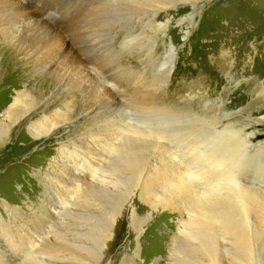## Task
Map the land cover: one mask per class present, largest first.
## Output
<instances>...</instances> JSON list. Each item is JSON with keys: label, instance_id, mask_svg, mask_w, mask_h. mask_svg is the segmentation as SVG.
<instances>
[{"label": "rangeland", "instance_id": "rangeland-1", "mask_svg": "<svg viewBox=\"0 0 264 264\" xmlns=\"http://www.w3.org/2000/svg\"><path fill=\"white\" fill-rule=\"evenodd\" d=\"M162 1L170 6L167 9L170 15L162 17L159 21L165 23L170 18L171 25L169 28L147 27L146 30L137 28L136 31H129L128 34L120 36L119 40L117 36H114L103 47L102 59L88 57L84 52L85 44L77 43L75 38L76 24L66 18V12L71 11L72 0H35V3L34 1L28 2L25 6L30 10L31 17L33 16L32 18L36 21L34 23L31 18L32 35L30 36L32 37H30V44L31 46L33 44L31 48L34 61L28 67L27 79L24 78V73L20 72L23 70V62L20 60V56L17 57L14 52L0 44L1 54L5 55L6 59L9 58L13 61L10 76L3 70L0 72V83L5 82L6 84L0 87V91L7 89L6 92H3L4 94H0V114H3V111L9 106L12 100L11 95H14L17 89H29L33 96H35L36 91H41L45 92L46 98L54 97L57 95L54 79H58L59 82L63 80L72 89L69 96L67 94L60 95V98L56 96L59 98H57V101L55 100L57 103L58 100L60 102L67 101L72 114V125L59 139L51 136L49 139L34 140L32 133L25 127V133H15L11 138V133H9L7 142L0 143V150L5 147L6 143H11L9 149L0 153V160L4 158V155L8 156V158H5L7 161L0 165V200L4 199L13 205L27 209L30 205L38 208L46 197L51 198L52 196L53 203H59L60 199L61 205L59 206H62L60 212L63 215L54 219L55 222L57 221L56 223H60L55 225L54 221L51 222V219L46 218L39 227L35 224V220L33 222L34 229L39 228L41 232L40 228L44 226L45 229L44 227L42 229L50 233H53L54 230L59 232L61 229H68L70 236L78 237L82 236L80 233L78 235L80 224L78 222H81V219L75 218L74 213H83L80 217L86 218L89 214L87 211L92 210L94 216L99 220L105 217V212L112 211V213H116L119 224L117 223L114 228L113 237L115 238L110 240L114 245L109 247V257L113 264H193L195 260L198 261V264H205L209 259V255L202 246L201 239H195L190 234L191 238L188 236V231L185 228L188 227L189 220L186 211H184L186 209L183 205L184 202L177 198V206L174 208L168 207L164 210V208L158 206L156 200L161 191V185H158L160 184L158 180L159 173H157L158 154L153 148L149 147L155 144V137L151 134L153 125L156 122L157 128H160V122L154 119L150 120L144 114L134 110L137 104L134 106L130 104L121 106L119 101L123 90L132 93L134 86H139L141 82L147 81L150 83L149 97L154 101L156 90H158L163 100L177 103H182L189 98L188 94L191 92L193 93L192 96L196 97L190 104L194 106L195 111L199 103L200 105L205 101L209 103L211 102L210 98H213L217 100V106L222 103L227 106L226 109L229 111L230 108L234 112L240 111V115L233 120L234 123L243 121L246 116L264 117V112L258 113V109H254V107H260L261 104L264 105V0H207L205 3H199V11L194 13L193 25L189 28L185 26L178 27L177 24L181 19H186L192 15L193 8L190 4L186 0ZM194 1L200 2L201 0H190V2ZM11 4L15 8L19 6L16 0H13ZM255 15L259 16V20L254 19ZM41 20L42 22H40ZM42 23L47 24L43 25ZM256 24L258 27H256ZM231 26L234 28L229 32ZM246 29L249 32L254 31L253 36L251 33V37L249 36L246 39L247 44L245 43L250 58H254L256 62V66L254 65V91L246 92L247 85L250 83V75H245V79L242 77L234 80L224 79L219 86H215V91L208 83L203 81H200L197 86H192L191 79L196 76L201 77L198 72L202 69V65L205 64L206 60L208 61L212 56H215L211 45L218 42H228L232 39L231 36L237 42H241L240 34L246 33L241 30ZM33 30L38 32L35 33ZM97 33L101 34L102 31ZM147 39H153L155 42L146 43L150 45L148 49L145 48L146 44L141 47V44L147 42L145 41ZM157 44L159 50L154 51L153 48ZM167 45H172L177 50V59L170 77H168L167 71L164 70L161 64L149 67L146 63L155 54L164 52ZM229 48L231 47L228 46V50H230ZM115 49H117L116 52ZM226 50L227 47H222V51ZM114 52L118 57H121V60L116 61L115 68H113L115 62L111 63L110 61ZM151 52L154 56L150 55ZM152 60L162 61L158 58ZM152 64L155 65V62H152ZM124 69H126L125 73H130L126 79L119 76ZM102 74L106 77L107 83L103 84L100 81V75ZM174 75L176 77L175 85L174 89L171 90L170 85L174 80ZM239 81L241 82L237 85ZM47 83H50V85ZM51 83L53 84L51 85ZM181 85H187L185 88L187 90L180 92ZM51 102H53V99ZM56 102L49 106L48 104L45 105L46 108L45 106L41 107L40 111L43 110L45 115L50 118L54 114V109L56 110ZM99 105L102 108H110L107 117L104 114L99 116L97 120H80L82 115L91 113ZM139 117L142 120L136 121ZM181 118L183 122L180 118L178 122L167 121L166 127L172 132L178 125L176 132L182 134L193 126L191 129L195 128L194 131L197 130L193 135H196L198 139L202 137L196 134L199 133L202 124L197 120ZM19 122L21 123V121ZM18 123L13 128L20 126V123ZM136 125L141 127L140 131L142 132L140 133L142 135L139 132L136 134L127 132V129ZM256 129L259 130V125L256 126ZM23 136L29 140L22 139ZM102 139L115 144L109 151L110 163H108V159L103 160L106 162L107 170L111 175L105 174L104 165L96 164L100 158H104L98 155L96 161L95 157L92 156L94 151L100 150V147L103 146L100 142ZM57 140H59L58 143ZM263 140L264 135L253 138L251 141L256 145ZM124 142L127 144L126 149ZM24 143H30V146L22 152L21 148ZM63 143H66L68 149V152L66 150L63 155L67 156L66 160L77 164L76 161L82 158L85 162H82L80 166L84 168L87 165H92L94 167L92 173L98 174V179H95L88 172L85 175L87 183L91 185L87 189L96 193V199L92 206H87V211L84 207L85 202L80 203L81 201L78 199L77 186H41L39 179L35 176L38 171L48 169L49 160H54ZM180 143L182 144L181 140ZM68 153L70 155H67ZM140 162L143 164L142 170L135 166ZM141 171H144L146 178L138 182ZM155 172L157 175H155ZM148 176H154L158 181H155L154 177H151L150 181ZM130 177H138V179L132 181ZM99 178H106L107 182L105 183ZM110 181L114 184H109ZM57 187L60 189H57ZM255 187L264 191V186ZM59 190L62 191L59 192ZM57 191L60 195L56 193ZM85 191L82 193H85ZM105 204H108V206H105ZM101 206L102 208H100ZM67 210H70V213ZM173 210H180L184 217L183 220L179 221V217L172 212ZM252 223L254 238H250L247 242H240L230 239V237L226 238V236L218 238L217 246H219L217 249L219 250L216 249V256L221 264H264V215H260V219H258V215L254 213ZM58 225L61 229H58ZM55 226H57V229ZM30 228L32 226L26 229ZM192 243L194 244L191 245ZM174 247L176 248L174 249ZM245 249L248 251H245ZM240 255L243 258H240ZM195 256H198L200 260L194 259Z\"/></svg>", "mask_w": 264, "mask_h": 264}, {"label": "bare ground", "instance_id": "bare-ground-1", "mask_svg": "<svg viewBox=\"0 0 264 264\" xmlns=\"http://www.w3.org/2000/svg\"><path fill=\"white\" fill-rule=\"evenodd\" d=\"M12 1L0 0V44L14 52L17 57L20 56V60L23 62V70L20 72H23L24 78L27 79L29 74L28 67L34 61V54L31 48L33 44L32 46L30 44V37H32L30 36L32 35L30 23L33 16L31 17V12L25 5L32 1L35 3V0H16L19 3V6L16 8L13 5L14 3L11 4ZM186 1L193 8V13L186 19H181L179 24H177L178 27H191L193 25L194 13L199 11V3H205L207 0H201L200 2ZM72 2L73 4L70 5L71 11L66 12V18L74 21L76 24V41L78 44H85L84 52L90 58L102 59L103 47L114 36H117L119 40L120 36L128 34L129 31H136L137 28H142L143 30H146L147 27L166 29L171 25L170 18L165 23L159 21L162 17L170 15L167 10L170 6L162 0H72ZM254 19L259 20V16L255 15ZM33 20L35 23L36 20ZM256 27H258L257 24ZM233 28L231 26L229 32ZM247 30H241L246 32L240 34L242 38L241 42H237L231 36L232 39L228 42H218L211 45L215 56H212L208 61L206 60L205 64L202 65V69L198 72V75L201 77L196 76L192 78L190 81L191 85L197 86L200 84V81H203L208 83L215 91V86H219L224 79L234 80L238 77L245 79V75H250V83L247 85L246 92L254 91V67L256 66V62L254 58H250V54H248L247 48H245L246 39L251 33L253 36L254 31L249 32ZM100 31L102 33L98 34L97 32ZM186 34L188 35L189 33L187 32ZM145 41L147 42L142 43L141 47L146 43L154 42L153 39ZM149 46V44H146L145 48L148 49ZM158 46V44L155 45L154 51L159 50ZM228 46L231 47L229 48L230 50H228ZM222 47H227V50L222 51ZM115 52L112 54L113 57L110 60L111 63L115 62L113 68L117 65L116 61L121 60V57H118ZM150 55L154 56L152 52ZM0 56V72L3 70L10 76L12 74L13 61L9 58L6 59V56L1 54V50ZM153 58H158L162 61L152 60ZM153 58L151 57L146 61L148 66L152 67L161 64L164 70L167 71L168 77H170L173 65L177 59L176 48L172 45H167L164 48V52L155 54ZM152 62H155V65ZM125 72L126 69L122 70L119 75L123 79L128 78L130 74L129 72ZM100 78L101 80H99L103 84L107 83L106 77L103 74L100 75ZM175 79L174 75V80L170 85L171 90L174 89ZM54 80L57 90V95L54 97L46 98L45 92L41 91H36L35 96H33L29 89L15 90V94L11 95V103L3 111V114H0L1 144L7 142L9 133H11L10 138L15 133H25V127L32 133L34 140L40 141L49 139L51 136L59 139L72 125L71 108L67 101L60 102L58 100V103L56 102L58 98L56 96H59V98L60 95L64 94L69 96L72 93V89L63 80L60 82L58 79ZM240 82H237V85ZM4 84L5 82L0 83V87H3ZM47 84L50 85V83ZM186 87L187 85H181L180 92L186 91ZM149 88L150 83L145 81L141 82L139 86H134L132 93L123 90L119 104L121 106H128L129 104L134 106L137 104L134 110L144 114L150 120L154 119L160 122V128H157L156 122L153 125L151 134L155 137V144L149 147L153 148L158 154L157 173H159L158 180L160 184L158 185H161V191L156 200L157 204L161 208H164V210L168 207L174 208L177 206L176 199L180 198L184 202L183 205L186 207L184 211H186L189 220V225L185 228L188 231V236L190 234L195 239H201L202 246L209 255V259L205 264H221L216 256V249L219 246H217L218 238L226 236V238L230 237V239L232 238L240 242H247L250 238H254L252 229L254 213L258 215V219H260V215H264V191L255 187L264 186V140L260 143L258 142L256 145L251 141L253 138L255 139L258 136L264 135V117L258 116L253 118L252 116H246L243 121L234 123L233 120L240 115V111L234 112L231 108L229 111L226 109L227 106H224L222 103H219L220 105L217 106V100L213 98H210L211 102L209 103L207 101L202 105L199 103L195 111L194 106L190 105L196 99L195 96H192L193 93L190 92L188 94L189 98L185 99L182 103H177L163 100L158 90H156L154 101L149 97ZM6 91L7 89L1 90L0 94ZM52 99L53 102H51ZM54 102L57 103L56 110L54 109L53 116L48 118L43 110L40 111V108L47 104L49 106ZM254 109H258V113H262L264 112V105L261 104L260 107H254ZM108 111H110V108H102L99 105L91 113L82 115L80 120H97L99 116L104 114L107 117ZM181 117L197 120L202 124L203 126H200L199 133H196L202 137L198 139L196 135H193L197 132V130L194 131L195 128L191 129L193 126L189 127L182 134L176 132V129L179 127L178 125H176L172 132L166 127L167 121L178 122L179 118L182 119ZM141 120L142 118L139 117L136 121ZM18 122L20 126L13 128ZM257 125H259V130L256 129ZM140 129L141 127L136 125L127 129V132L129 134H136L142 132ZM22 139L29 140L25 136ZM180 140L184 145L180 143ZM58 142L59 140H57ZM100 142H102L103 146L100 147V150L94 151L92 156L95 157L96 161L98 155L104 158H100L96 164L104 165L105 170H103L105 174L111 175L107 170L106 162L103 160L108 159V163H110L109 151L115 144L110 143L106 139H102ZM65 144L61 145L58 155L54 157V160H49L50 165L48 169L38 171L35 176L39 179L41 186H77L78 199H80V203L85 202L84 207L86 210L87 206L93 205L96 193L87 189L91 185L87 183L85 175L88 172L95 179H98V174L92 173L94 169L92 165L83 166L84 168L80 166L82 162H85L80 155L78 157L80 156L81 160L76 161L77 164L66 160L67 156H63L66 150L68 152L67 145ZM124 145L126 149L127 144L125 142ZM29 146L30 143H24L21 151L23 152ZM10 147L11 143H6L5 147L0 150V153H3ZM69 153L67 155H70ZM5 158H8V156L4 155V158L0 160V165L7 161ZM135 166L142 170L143 164L140 162ZM155 175H157L156 172ZM148 177H150L151 181L152 176ZM144 178H146L144 171H141L139 179L138 177H130L132 181L138 179V182ZM99 179L105 183L107 182L106 178ZM158 180L156 179L155 181ZM109 184L114 183L110 181ZM84 190H86L85 193H82ZM61 191L59 190V192ZM56 193L60 195L58 191ZM51 198L46 197L38 208L30 205L27 209L13 205L7 200H0V264H86V262L87 264H113L109 257V247L114 245L110 240L115 238L113 237L114 228L117 223L119 224L117 214L112 213V211L105 212V217L99 220L94 216L92 210H89V212L86 210L89 213L86 218L80 217L83 213H74L75 218L81 219V222H78L80 223L78 235L79 233L80 235L82 234L81 237L70 236L67 231L68 229L63 230L59 228L60 225H58V229L61 230L59 232H55L54 230V234L45 231L44 226V229H42L43 227L40 228V232L39 228L34 229L33 222L35 220L37 222L35 224L41 227L46 218L51 219L52 222L57 216L63 215L60 212L62 206H59L61 205V200L59 199V203L56 201V203H53ZM101 203L99 204L101 205ZM70 205L72 204L70 203ZM105 206H108V204H105ZM172 212L177 214L179 221L183 220L184 217L180 210H173ZM68 213H70V210ZM56 222L54 221L55 225L60 223ZM29 226H32V228L27 230L26 228ZM55 228L57 229V226ZM73 231L75 232V230ZM193 258L200 260L198 256ZM240 258H243V256L240 255ZM193 264H198V261L195 260Z\"/></svg>", "mask_w": 264, "mask_h": 264}]
</instances>
